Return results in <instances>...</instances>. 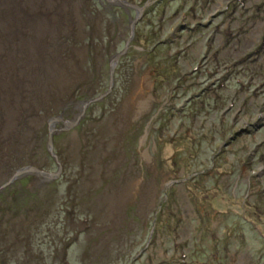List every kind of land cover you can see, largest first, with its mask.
I'll return each mask as SVG.
<instances>
[{
  "label": "rangeland",
  "instance_id": "374dc122",
  "mask_svg": "<svg viewBox=\"0 0 264 264\" xmlns=\"http://www.w3.org/2000/svg\"><path fill=\"white\" fill-rule=\"evenodd\" d=\"M0 264H264V0H0Z\"/></svg>",
  "mask_w": 264,
  "mask_h": 264
},
{
  "label": "water",
  "instance_id": "95a60500",
  "mask_svg": "<svg viewBox=\"0 0 264 264\" xmlns=\"http://www.w3.org/2000/svg\"><path fill=\"white\" fill-rule=\"evenodd\" d=\"M137 20V19H136ZM135 20V21H136ZM124 53V52H123ZM122 56V53H120V54H117L116 55V58L114 59V63H113V65H112V71L111 72H113V69L115 70V63L119 60V58ZM70 124V123H69ZM55 130H53V129H51L50 130V146L52 145V140H53V136H52V132H54ZM25 171H23V170H19L18 172H17V174L16 175H19V174H21V173H24Z\"/></svg>",
  "mask_w": 264,
  "mask_h": 264
}]
</instances>
